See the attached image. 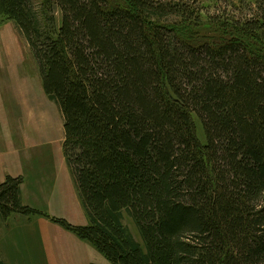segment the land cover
Listing matches in <instances>:
<instances>
[{
  "label": "trees",
  "instance_id": "1",
  "mask_svg": "<svg viewBox=\"0 0 264 264\" xmlns=\"http://www.w3.org/2000/svg\"><path fill=\"white\" fill-rule=\"evenodd\" d=\"M40 1L42 24L31 0L0 16L60 108L90 225L55 221L113 264H264V0L206 22L181 1ZM22 183L0 184L3 218L43 214Z\"/></svg>",
  "mask_w": 264,
  "mask_h": 264
},
{
  "label": "rangeland",
  "instance_id": "2",
  "mask_svg": "<svg viewBox=\"0 0 264 264\" xmlns=\"http://www.w3.org/2000/svg\"><path fill=\"white\" fill-rule=\"evenodd\" d=\"M173 1L194 6L205 22L214 16L252 17L256 10V0ZM31 2L42 24L41 1ZM54 13L59 23L61 13L57 9ZM199 130L204 141L203 128ZM64 137L62 113L44 91L26 38L13 21L0 16V159L6 166L0 168V184L7 176L22 177L23 204L43 213L0 216V256L7 264H113L91 243L55 221L66 220L74 227L90 225L64 155ZM124 222L141 241L126 212Z\"/></svg>",
  "mask_w": 264,
  "mask_h": 264
},
{
  "label": "crops",
  "instance_id": "3",
  "mask_svg": "<svg viewBox=\"0 0 264 264\" xmlns=\"http://www.w3.org/2000/svg\"><path fill=\"white\" fill-rule=\"evenodd\" d=\"M16 160L20 162V161H21V158L16 159ZM2 167L6 168V166L4 165L2 159H0V168H2ZM23 185H24V184H22V186H21L22 196H23ZM14 215H15V214H14ZM8 255H10V254H8ZM0 258L4 261L5 264H7V261H6L2 256H0Z\"/></svg>",
  "mask_w": 264,
  "mask_h": 264
}]
</instances>
